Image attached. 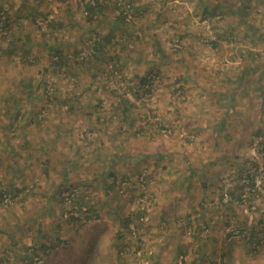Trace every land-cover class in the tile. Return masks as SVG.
I'll return each instance as SVG.
<instances>
[{
	"label": "rangeland",
	"instance_id": "374dc122",
	"mask_svg": "<svg viewBox=\"0 0 264 264\" xmlns=\"http://www.w3.org/2000/svg\"><path fill=\"white\" fill-rule=\"evenodd\" d=\"M1 20L0 264H264V0Z\"/></svg>",
	"mask_w": 264,
	"mask_h": 264
},
{
	"label": "trees",
	"instance_id": "16d2710c",
	"mask_svg": "<svg viewBox=\"0 0 264 264\" xmlns=\"http://www.w3.org/2000/svg\"><path fill=\"white\" fill-rule=\"evenodd\" d=\"M103 8H106V7L105 6L103 7L102 5H100L98 3H96L95 5H91L90 3L86 4L85 5V9H86V11L88 13L89 20L92 19L91 16H93L94 14H96L98 12H102ZM118 20L123 22L122 16H118ZM112 36H113L112 33L108 34L106 37L103 38V41L109 42L110 39L112 38ZM96 43H100V41L99 40L97 42L95 41V44ZM102 54H103V52H101L99 50L98 51V56H101ZM137 80H138L137 84L139 86L145 87V86L149 85V83L151 81V78L148 75H146V76H137ZM147 90H149V89H147ZM125 102L123 101L124 106H123V108L121 110V113H120L121 114V122L122 123L125 122L127 120V117H129V115H130V112L127 110L128 107H127ZM253 184L254 183L251 182V183H248L247 185L253 186ZM142 211H144V210L142 209ZM142 211H140L139 213H134L133 216H129L127 218V220L125 221V223H126L125 225H129V223H135V224H137V227H140V225L142 224V221L140 220V217L142 218V216H141L142 215ZM86 219H89V217H86Z\"/></svg>",
	"mask_w": 264,
	"mask_h": 264
},
{
	"label": "built area",
	"instance_id": "2783aa9c",
	"mask_svg": "<svg viewBox=\"0 0 264 264\" xmlns=\"http://www.w3.org/2000/svg\"><path fill=\"white\" fill-rule=\"evenodd\" d=\"M3 29H4V27H3V21L1 20V21H0V33H2V34H3V33H6L5 31H3ZM255 182H256V181H254V184H255ZM225 197H226V193L224 192V199H225ZM141 198H142V197H141ZM145 200H146V199H141V200H140V204H141L142 207L145 205V202H146ZM140 252H141V251L138 250L137 254H139Z\"/></svg>",
	"mask_w": 264,
	"mask_h": 264
},
{
	"label": "crops",
	"instance_id": "0c3cea01",
	"mask_svg": "<svg viewBox=\"0 0 264 264\" xmlns=\"http://www.w3.org/2000/svg\"><path fill=\"white\" fill-rule=\"evenodd\" d=\"M163 165H165V163H163ZM159 174H157V176H158ZM163 175V174H162ZM165 176H167V174L166 175H163V177H165ZM158 185V184H157ZM155 189H156V193H155V196H154V198L156 199V200H158L159 199V195L161 194V192H162V189L159 187V186H156L155 187ZM163 190H165L166 191V189H163ZM157 194V195H156ZM159 194V195H158ZM91 264H93V263H91Z\"/></svg>",
	"mask_w": 264,
	"mask_h": 264
}]
</instances>
